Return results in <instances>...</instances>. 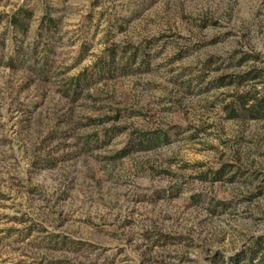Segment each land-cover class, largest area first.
<instances>
[{
  "label": "rangeland",
  "instance_id": "374dc122",
  "mask_svg": "<svg viewBox=\"0 0 264 264\" xmlns=\"http://www.w3.org/2000/svg\"><path fill=\"white\" fill-rule=\"evenodd\" d=\"M254 95L264 0H0V264H264Z\"/></svg>",
  "mask_w": 264,
  "mask_h": 264
},
{
  "label": "trees",
  "instance_id": "16d2710c",
  "mask_svg": "<svg viewBox=\"0 0 264 264\" xmlns=\"http://www.w3.org/2000/svg\"><path fill=\"white\" fill-rule=\"evenodd\" d=\"M251 104H248L250 100L241 97L235 107L230 108V115L234 118L236 112H247L253 118L264 117V98L252 97ZM261 246V245H260Z\"/></svg>",
  "mask_w": 264,
  "mask_h": 264
}]
</instances>
